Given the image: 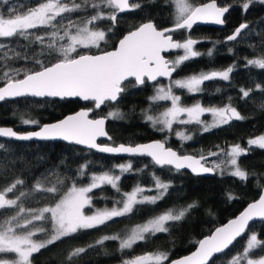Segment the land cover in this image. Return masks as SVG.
Segmentation results:
<instances>
[{"label": "trees", "instance_id": "1", "mask_svg": "<svg viewBox=\"0 0 264 264\" xmlns=\"http://www.w3.org/2000/svg\"><path fill=\"white\" fill-rule=\"evenodd\" d=\"M45 0H9L16 6V11L23 14L36 7ZM206 0H189L196 5ZM67 5L79 4L81 7L75 12L63 13L57 17L53 24L55 28L40 27L29 30L35 35L44 36V44L31 42L20 37L0 38V85L6 82L4 72L14 74L21 70V78L24 70L34 71L39 68L36 59L55 62L56 54L49 55L45 47L49 42V34L58 31L61 35L65 29L71 32L81 22L91 18L97 11H104L108 7L100 9L91 7L99 0H62ZM219 5H230L231 8L225 16V26H194L189 29H180L172 32L175 37L182 40L196 39V48L202 55L183 62L176 71L179 76H186L211 68H229L233 71L229 80L224 81L215 78L205 81L202 91L189 94L181 92L184 103L200 101L209 105L231 104L242 117L233 119L226 125L211 128L204 131L198 124L181 125L182 131L192 138L182 141L174 132L159 131V126L153 127L145 120L144 111L147 108L155 109V105L149 100L151 91L147 87L135 84L133 80L125 82V90L115 103L106 102L100 109H94L92 116L104 115L107 110L119 111L122 119L108 118L107 131L111 136L109 143H130L147 141L153 138L163 140L166 145L175 148L179 153H192L205 155V164L215 170L213 175H196L187 170H176L172 166L160 167L148 157L142 156H116L97 152L76 144L62 141H21L0 137V190L10 186L16 180L23 181L17 185L13 193L7 197L15 199L21 192L26 193L18 201V206L12 209L0 210V217L4 213L11 214L18 211L20 206L27 209H39L54 203L52 194L43 191H34L36 181L40 180L43 187L52 186L57 179L65 180L66 188L76 180L78 185H86L93 173L112 170V173H120L115 167L119 162H128L132 168L123 173L118 182L121 192L141 185L154 189V177L169 184L167 193L162 200L155 205L145 204L134 207L133 213L126 217L114 218L105 225L94 229L81 230L77 233L61 238L53 244L41 248L30 257L31 264H117L125 259L143 255L146 253L165 252L168 260L181 256L191 251L197 241L212 229L234 216L249 201L255 199L264 186V149L257 146H249L248 140L252 137L264 134V69L246 64L248 59L264 58V0H217ZM248 3L245 10L242 5ZM132 10L117 14L116 21L100 19L92 24L93 27L105 31L106 40L101 42L100 48L83 50V52L96 53L113 48L117 40L127 31L138 24L152 20L158 27L174 24L175 5L170 0H141ZM0 11H5L0 5ZM248 23L236 40H227V35L240 23ZM66 41H58L65 43ZM211 51V55H208ZM180 52V49L178 50ZM27 56L28 59H24ZM259 85V87H257ZM241 89L249 91V97H243ZM150 95V96H149ZM92 106L88 101L82 103L78 98H36L31 96L16 97L0 102V124L10 125L15 129H32L38 125H24L22 117L34 119L39 125L45 122L57 120L79 107ZM154 107V108H153ZM158 109V107H156ZM151 111V109H150ZM175 128L174 127V131ZM240 145L246 149V154L238 157V166L246 172V179L232 176L228 169V158L224 155L231 146ZM210 152L218 155H209ZM224 161V163H221ZM220 164L217 168L216 165ZM82 165H87L85 175L79 176ZM147 188V189H148ZM92 197V206L111 205L120 195L109 185L94 189L89 194ZM231 195V199L229 196ZM189 204L195 207L190 209L180 221L169 222L166 226L167 233L149 235L144 241L137 242L131 249L123 252L119 249V242L108 240L103 244H97L105 235L119 234L124 236L136 224L163 213L168 209L176 211L187 208ZM27 213V212H26ZM48 215V214H46ZM44 228L45 232H38L33 238L46 241L51 236V225L46 221L34 222L29 230ZM254 232L257 238L264 242V220L253 221L244 235L238 238L231 247L215 255L209 264H229V261L246 247V236ZM83 247L84 253L69 255L76 248ZM259 249L250 254L255 257ZM167 260V261H168ZM167 261H164L165 264ZM241 264H245L241 261Z\"/></svg>", "mask_w": 264, "mask_h": 264}, {"label": "snow or ice", "instance_id": "2", "mask_svg": "<svg viewBox=\"0 0 264 264\" xmlns=\"http://www.w3.org/2000/svg\"><path fill=\"white\" fill-rule=\"evenodd\" d=\"M175 5L174 24L170 28L158 30L154 23L147 22L139 25L134 30H130L126 35L118 40V45L114 50L101 51L100 54H87L83 50L100 48L101 42L106 40V33L102 30H92L88 25L94 24L100 19L116 21L117 14L126 10H132L138 5H130L129 0H99L91 7L100 9L101 6L108 7L114 11L105 15L102 11H97L90 20L86 21L83 27H75V33L65 29L61 35L58 31L49 34V42L45 46L49 55L56 54L55 62L36 59L35 63L39 66L38 70H24L23 78H14L20 75L21 70H16L14 74L4 72L2 75L6 83L0 86V101L5 98L15 97H38V98H68L78 97L84 101H93L95 108H100L105 102L117 101L118 96L125 90V82L130 77L135 79L136 84L148 81H156L158 77H167L170 80L167 86H158L155 94L149 98L152 103L158 101H170L171 106L167 107L159 116L149 114L145 109L144 116L147 122H151L153 127L161 125L159 131H172L173 125L198 124L204 131L211 128L228 124L233 119L239 120L242 117L235 107L228 104L219 108H205L200 103L190 107L182 106L181 97L174 94L173 89H184L189 94H196L202 91L201 85L205 81L215 78L224 81L229 80V75L233 71L232 67L224 71H213L210 73L193 74L186 78L172 80V74L179 66L192 58L202 55L194 50V45L198 41L190 37L183 42L173 40L171 35L180 29H191L198 21L213 22L222 24V16L228 8L217 7L215 0L211 3L195 6L189 0H170ZM87 5V0H85ZM5 11H0V38L20 37L28 40L34 37L31 42L44 44V36L35 35L29 30L40 27L51 26L55 28L53 21L57 17H62L63 13L75 12L80 9L79 4L69 7L62 0H47L40 3L38 7L30 9L21 14L16 11V6L11 5L9 0H0ZM243 9L249 7L248 3L242 5ZM248 27L242 23L235 29V32L227 37V40H236L243 29ZM58 41H66L58 43ZM2 46V45H0ZM182 49L183 55L174 61L165 60L162 53L168 50ZM208 55H211L209 51ZM24 59H28L27 56ZM246 64L264 69V58L248 59ZM259 87V85L257 86ZM243 97H249L250 92L241 89ZM89 111H79L73 115H68L64 119L50 124L39 126V130L18 135L12 128H0V136L14 137L19 140H31L38 138L42 140L62 139L67 142H74L77 145H84L90 149H96L101 153L108 154H131L148 156L155 165L173 166L176 170L189 168L193 173L211 172L213 169L205 167L201 161L204 156L199 158L191 155H180L170 147L165 146V142L154 141L147 144L125 145L123 143L116 146L99 145L96 141L98 137H105V119H89ZM211 113L212 122L204 123L201 116ZM186 118H182L185 117ZM108 118L122 119L119 111H111ZM24 125H39L34 119L22 117ZM176 136L182 141L190 140L192 137L183 131H177ZM248 145L257 146L264 149V135L255 139H249ZM246 154V149L240 145H234L224 155L228 158V163L235 166V170L230 174L240 179H246V172L238 166V157ZM209 155H218L210 152ZM224 163V161H221ZM87 165H82L78 175L84 176ZM120 173H127L132 165L120 164L115 166ZM217 168L220 164L216 165ZM121 175H113L112 170L103 171L100 174L93 173L87 185L80 186L76 180L64 187L65 180L57 176L56 182L50 187H43L40 180L36 181L34 191H43L53 196L54 203L39 209H25L20 206L15 215L0 220V264H31L30 257L50 244L55 243L61 238L69 237L78 231L94 229L105 225L106 222L114 218L126 217L133 213L137 205H155L162 200L168 191L169 184L162 182L154 177L156 195L146 196L144 189L136 186L129 192H121L118 182ZM23 181L16 180L10 186L0 190V210L6 208H16L18 201L27 194L21 192L15 199L6 198L8 193H13L17 185ZM104 185L111 186L119 195L120 199L114 201L111 208L96 209L91 214H86L85 208L92 206V197L89 195L94 189ZM231 195L229 199H231ZM194 204H189L187 208L176 211L168 209L156 215L146 222L137 224L128 231L123 237L119 234L105 235L96 241L103 244L104 241L113 240L119 242V249H131L137 242L144 241L147 236L157 233H167L166 226L169 222L180 221L186 213L194 208ZM27 212V217L25 213ZM48 214V215H46ZM254 217L264 218V194L260 195L258 201L250 203L247 208L235 219H231L227 224L217 227L215 231L198 241V247L191 255L179 260L171 261V264H209L210 258L215 253L224 252L232 245ZM48 221L51 225V236L43 242L33 240L38 232H45L44 228L29 230L30 225L37 221ZM259 249L255 258H251L253 250ZM86 251L85 248H76L69 255V260L73 256H78ZM168 260L165 252L147 253L137 255L124 264H163ZM264 264V242L252 234L243 251L235 255L229 264Z\"/></svg>", "mask_w": 264, "mask_h": 264}, {"label": "water", "instance_id": "3", "mask_svg": "<svg viewBox=\"0 0 264 264\" xmlns=\"http://www.w3.org/2000/svg\"><path fill=\"white\" fill-rule=\"evenodd\" d=\"M130 1H131V0H129V2H130ZM211 2H213V0H206V1H204V2H201V3L196 4L195 6H199V5L206 4V3H211ZM215 3H216V5H217V7L228 8V11H229L230 8H231L230 5H219V3L217 2V0H215ZM228 11L225 12V13L223 14V16H222V20H223V23H222V24H216V23H213V22H203V21H198V22H197L196 24H194L192 27H194V26H198V25H211V26H215V27L222 28V27L225 26V16H226V14L228 13ZM147 22H152V23H154L152 20H146V21L140 23L139 25H141V24H143V23H147ZM154 24H155V23H154ZM241 24H242V23L238 24V25H237V26H236V27H235V28H234V29H233V30L227 35V37L230 36V35H232V34L235 32V29H236L237 27H239V25H241ZM244 24H247V25H248V23H245V22H244ZM139 25H138V26H139ZM138 26H136V27H138ZM155 26H156V25H155ZM172 26H173V25H169V26H166V27H163V28H158L157 26H156V27H157L158 30H162V29H165V28H170V27H172ZM136 27H135V28H136ZM135 28H133V29H131V30H134ZM243 30H244V29H243ZM243 30H242V31H243ZM129 31H130V30H129ZM129 31L125 32V33H124L119 39H121V38H122L124 35H126ZM242 31H241V32H242ZM171 35H172V34H171ZM172 37H173V36H172ZM227 37H226V38H227ZM119 39H118V40H119ZM118 40H117L115 46H114L113 48L107 49V51L114 50L115 47L118 45ZM173 40H175V41H179V40L176 39V38H173ZM175 50H177V49H174L173 51H175ZM103 51H104V50H103ZM169 51H171V50H168V51H165V52H169ZM165 52L162 53V56H164L165 60L169 61L168 58L164 55ZM86 53H87V54H100L101 51L96 52V53H91V52H86ZM37 70H38V69H37ZM175 72H176V71H175ZM175 72H174V73H175ZM174 73H173V74H174ZM173 74H172V76H173ZM21 78H23V76H22ZM132 78H133V77H130L129 79H132ZM158 78H164V79H166L167 77H158ZM158 78H157V79H158ZM129 79H128V80H129ZM6 82H7V81H6ZM6 82H4V83H6ZM4 83H2L0 86H3ZM15 98H16V97H15ZM36 98H38V97H36ZM68 98L74 99V98H78V97H68ZM119 98H120V95L118 96L117 101L119 100ZM7 99H13V98H5V100H7ZM59 99H61V98H59ZM78 99H79L82 103H86V102H88V101H84V100L81 99V98H78ZM3 101H4V100H3ZM89 101H90V100H89ZM117 101L110 102V103H115V102H117ZM0 102H1V101H0ZM91 102L93 103L92 106H86V105H83V106L79 107L78 109H76L75 111H73V112H69V113L65 114L64 116H62L61 118H59V119H57V120L42 123V124L38 125L37 127L33 128V129L24 130V131H19V130L15 129L13 126H10V125H1V124H0V128H12L14 131L17 132L18 135H24V134H27L28 132L39 130V126H42V125H44V124H50V123L58 122V121L64 119L65 117H67L68 115H73V114H75V113H77V112H79V111H82V110H83V111L91 110V111H89V116H88L89 119L106 118V119H105V126H104V127H105V131H106V133H107V136H105V137H98V138H97V141H96V142H97L99 145H102V146H103V145L116 146V145H119V144H121V143H123V144H125V145H129L130 143H124V142L109 143V142H102V141H101V140L108 141V140L111 139V136H110V134L108 133V131H107V127H106L107 116H106V115H96V116H92V112H93L94 109H96V110L100 109L102 106H104V104L101 105L100 108H95L94 102H93V101H91ZM105 103H106V102H105ZM0 137H2V138H9V139H13V140H19V139H16V138H14V137H3V136H0ZM36 140H42V139L33 138V139H31V140H21V141H36ZM157 140L164 142L163 140H161V139H159V138H153V139H149V140H147V141H140V142H137V143H134V144H131V145H136V144H147V143H151V142H154V141H157ZM48 141H62V142H66V143L75 144L74 142H67V141H64V140L59 139V138H57V139H48ZM76 145H77V144H76ZM78 146H81V147H84V148H88L87 146H84V145H78ZM165 146H166V147H170V148H172L174 151H177L175 148L166 145V143H165ZM89 149H90V148H89ZM93 150L99 152V151L96 150V149H93ZM177 152H178V151H177ZM105 154H108V153H105ZM178 154H180V155H191V156H195V157H197V158H199L200 156H204V157L206 158L205 155H195V154H192V153H179V152H178ZM111 155L123 156V157L131 156V154H111ZM135 156H139V155H135ZM142 157H148V156L145 155V156H142ZM148 158H150V157H148ZM150 159H151V158H150ZM201 163H202L205 167L212 168V167H210L209 165L205 164L204 160H202ZM172 167H173V166H172ZM173 168H174V167H173ZM212 169H213V168H212ZM180 170H187V171H189V172H192L191 169H189V168H184V169H180ZM192 173H193V172H192ZM214 173H215V170L213 169L211 172H207V173L200 172V173H194V174H196V175H213ZM262 194H264V186L261 188L259 195H258L255 199H253V200L249 201L248 203H246V204L243 206V208H242L239 212H237L234 216L230 217L229 219H227V220L224 221L223 223H221V224L215 226V227L212 229V231H211L210 233H208V234L202 236L199 240L204 239L205 237L211 235V234L215 231V229H216L217 227H221V226L227 224L229 220H231V219H235L236 217H238V216L240 215V213H242V212L247 208V206H248L250 203H253V202H255V201H258L260 195H262ZM6 198H8V197H6ZM256 220H264V218H261V217H254L252 220H250V221L248 222V225H247L246 229H245V232L242 233L239 237H237L236 240H237L238 238H240L242 235H244V234L246 233V231L248 230L250 224H251L253 221H256ZM199 240H198V241H199ZM236 240H234L233 243H234ZM198 241H197V243H196V246H195L191 251H189V252H187V253H185V254H183V255H181V256H178V257L172 258V259L168 260L165 264H171V261L179 260V259H181V258H183V257H185V256L191 255L193 252L196 251V249H197V247H198ZM233 243H232V244H233ZM230 247H231V245L229 246V248H230ZM229 248H228V249H229ZM228 249H226V250H228ZM226 250H225V251H226ZM221 253H222V252H221ZM217 254H220V253H215V254L213 255V257H214L215 255H217ZM213 257H212V258H213ZM212 258H210V260H211ZM210 260H209V262H210Z\"/></svg>", "mask_w": 264, "mask_h": 264}, {"label": "rangeland", "instance_id": "4", "mask_svg": "<svg viewBox=\"0 0 264 264\" xmlns=\"http://www.w3.org/2000/svg\"><path fill=\"white\" fill-rule=\"evenodd\" d=\"M44 2H47V0H45ZM44 2H42V3H44ZM69 7H72L73 5H68ZM36 7H38V5L36 6ZM35 8V7H34ZM29 11V10H28ZM27 11V12H28ZM26 13V12H25ZM24 14V13H23ZM91 18H88L87 20H85V21H83V22H81L80 24H77L78 26H80V27H83L84 26V24H85V22L86 21H88V20H90ZM90 28H92V30H99V29H97V28H95V27H93L92 26V24H89L88 25ZM75 28L72 30V32L73 33H75ZM188 39V38H187ZM186 40V39H185ZM194 40V39H193ZM196 40V39H195ZM196 41H198V40H196ZM197 44V43H196ZM196 44L194 45V50L195 51H197V52H200V50L199 49H197L196 48ZM183 55V50L182 49H180V53H179V55L178 56H176L175 57V60L177 59V57H179V56H182ZM226 69H228V68H226ZM225 68L223 69V68H211V69H207V70H204V71H200V72H197V73H193V74H201V73H210V72H213V71H224V70H226ZM193 74H190V75H186V76H178V77H176V78H172V80H175V79H181V78H186V77H189V76H191V75H193ZM169 83H170V80L169 81H167L166 83H164V84H159L158 86H167V85H169ZM157 86V87H158ZM155 90H156V88H155ZM178 90H181V89H176V88H174L173 89V92H174V94H176V95H178ZM182 90H184V89H182ZM184 91H186V90H184ZM186 93H187V91H186ZM155 94V91L152 93V96ZM180 103H181V105L182 106H186V107H190V106H192V105H194V104H196V103H200L203 107H205V108H219V107H224V106H226L227 104H224V105H209V104H204V103H202V102H200V101H195V102H192V103H184L183 101H182V97H181V101H180ZM154 105H155V109H152V108H147L148 110H149V114H151V115H153V116H159L167 107H170L171 106V102L170 101H158V102H156V103H154ZM156 107H158V109H156ZM154 108V107H153ZM150 109H151V111H150ZM109 112H111L110 110H107L106 112H104V115H106L107 116V114L109 113ZM182 118H186V116L185 117H182ZM212 115H211V113H205V114H203L202 116H201V120L204 122V123H207V124H210L211 122H212ZM151 123V122H150ZM156 126H159V127H161V125H156ZM178 127V128H175V131H174V127ZM200 127H201V129H203V127L201 126V125H199ZM179 127H181V125H179V124H175L174 123V125H173V130L172 131H170V132H174V134H175V136H176V132L177 131H182V129L181 128H179ZM166 132H167V130H166ZM261 135H264V134H261ZM261 135H258V136H255V137H252V138H250V139H255V138H257V137H259V136H261ZM232 147V146H231ZM230 147V148H231ZM128 162H119L118 164H116V166L117 165H120V164H127ZM227 164L229 165V163H228V161H227ZM118 169V168H117ZM119 170V169H118ZM229 171H234L235 170V166H232V167H230L229 169H228ZM120 172V171H119ZM100 173H102V172H99V173H96V174H100ZM113 175H120V173H117V174H114V173H112ZM87 185V184H86ZM80 186H84V185H80ZM136 186H140L141 188H144V189H147V188H145L144 186H141V185H136ZM136 186H134V187H136ZM134 187H132V188H130V189H128V190H126L125 192H129V191H131V190H133V188ZM150 188H152V187H149L148 189H150ZM144 195H146V196H154V195H156V189H155V187H154V189H152V191H145L144 192ZM9 199H11V198H9ZM120 199V198H119ZM113 206V204H111V205H104L103 207L102 206H95V207H93V209H91V210H87V207L85 208V212H86V214H91L93 211H95L96 209H103V208H105V207H107V208H111ZM8 210L9 209H12V208H7ZM6 209V210H7ZM16 212L17 211H13V213H11V214H8V213H4V215L3 216H1L0 217V220H3V219H6L7 217H9V216H11V215H15L16 214ZM25 216L27 217V213H25ZM154 217V216H153ZM150 218H152V217H149V218H147V219H145L144 221H142V222H140V223H138V224H141V223H144V222H146L148 219H150ZM137 225V224H136ZM135 226V225H134ZM133 226V227H134ZM130 231V230H129ZM252 234H255L254 232H249L248 234H247V236H246V244H247V240H248V238L252 235ZM256 235V234H255ZM33 240H35L34 238H33ZM36 242H43V241H41V240H35ZM155 253H159V252H155ZM155 253H153V254H155ZM147 254V253H146ZM132 258H134V257H132ZM132 258H128V259H125V260H123L122 262H119V263H117V264H124V261H126V260H130V259H132ZM251 258H255V257H252L251 256ZM244 263L246 264V261H244Z\"/></svg>", "mask_w": 264, "mask_h": 264}, {"label": "flooded vegetation", "instance_id": "5", "mask_svg": "<svg viewBox=\"0 0 264 264\" xmlns=\"http://www.w3.org/2000/svg\"><path fill=\"white\" fill-rule=\"evenodd\" d=\"M140 2H141V0H131L130 2H129V4L130 5H137V4H140ZM114 10L113 9H111V8H107L105 11H104V14L105 15H107V14H109V13H111V12H113ZM126 11H129V10H126ZM126 11H124V12H126ZM119 14V13H118ZM139 25V24H138ZM156 25V24H155ZM157 26V25H156ZM199 26H201V25H199ZM204 26H211V25H204ZM158 27V26H157ZM163 27H166V26H161V27H158V28H163ZM193 28V27H192ZM172 34V36H173V38H176V39H178L180 42H183L184 40H182V39H180V38H178V37H175L174 35H173V33H171ZM178 50L179 49H177V50H175V51H173V50H171V51H169V52H165L164 53V55L168 58V60L169 61H174L175 60V57L176 56H178L179 55V53L180 52H178ZM177 71V70H176ZM179 75H177L176 74V72L173 74V76H172V78H176V77H178ZM171 78V79H172ZM130 80V79H129ZM131 80H133L134 81V83L136 84V82H135V79L134 78H132ZM167 81H169V78H166V79H164V78H158L156 81H148L146 78H145V83L144 84H142L141 86H143V87H147L148 88V90H150L151 92V97H152V93L155 91V88H157V86L159 85V84H164V83H166ZM182 90V89H181ZM178 95L181 97V92H179L178 93ZM150 96V95H149ZM154 104V103H153ZM228 105V104H227ZM233 107V106H232ZM33 129V128H32ZM25 129H23L22 131H24ZM26 130H29V129H26Z\"/></svg>", "mask_w": 264, "mask_h": 264}]
</instances>
